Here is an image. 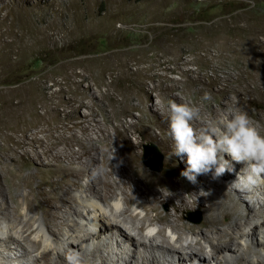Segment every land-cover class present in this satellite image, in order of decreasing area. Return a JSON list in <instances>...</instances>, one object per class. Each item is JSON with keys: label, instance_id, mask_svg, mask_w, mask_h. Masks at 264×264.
Segmentation results:
<instances>
[{"label": "bare ground", "instance_id": "obj_1", "mask_svg": "<svg viewBox=\"0 0 264 264\" xmlns=\"http://www.w3.org/2000/svg\"><path fill=\"white\" fill-rule=\"evenodd\" d=\"M201 47L229 60L233 71L223 78L237 81L228 89L233 96L208 89L200 73L190 79L192 92L171 79L170 88L181 94L172 95L174 103L160 97L148 105V92L140 91L124 109L139 112L122 125L135 135L127 152L116 126L112 136L95 125L99 134L87 132L76 150L49 135L0 138V264H264V118L240 104L241 93L264 101V40L213 38ZM146 140L161 146L175 174L182 148L189 175L165 180L143 167ZM15 144L42 150L17 153ZM154 146L144 147L158 154ZM35 157L36 174L24 173ZM55 163L65 173L52 183L43 167ZM163 203L171 210L160 209ZM194 207L202 209V221L180 222Z\"/></svg>", "mask_w": 264, "mask_h": 264}, {"label": "rangeland", "instance_id": "obj_2", "mask_svg": "<svg viewBox=\"0 0 264 264\" xmlns=\"http://www.w3.org/2000/svg\"><path fill=\"white\" fill-rule=\"evenodd\" d=\"M250 36L264 40V0H0V138L49 135L76 150L77 139L87 132L99 134L95 125L105 126L112 136L116 126L127 152L135 135L125 133L122 125L139 112L127 115L124 109L138 101L140 91L148 92V105L160 97L174 103L172 95L181 94L170 88L171 79L182 80L185 91L192 92L190 79L200 73L208 89L232 97L228 89L237 81L223 78L226 70L233 71L229 60L213 57V48L206 51L201 43ZM204 92L214 105L209 91ZM253 98L241 93L240 104L263 120L264 101ZM149 142L159 154L144 147ZM14 147L17 153L22 147L42 150L38 144ZM189 152L198 153L194 147ZM183 153L180 148L175 174L161 146L146 140L139 162L165 180L177 179L190 173L191 160L184 161ZM37 160L26 162L23 172L36 174ZM117 160L111 164L117 167ZM43 168V178L52 183L65 173L57 163ZM41 188L50 189L46 183ZM195 208L180 222L200 223L202 209Z\"/></svg>", "mask_w": 264, "mask_h": 264}, {"label": "water", "instance_id": "obj_3", "mask_svg": "<svg viewBox=\"0 0 264 264\" xmlns=\"http://www.w3.org/2000/svg\"><path fill=\"white\" fill-rule=\"evenodd\" d=\"M156 152L158 153L157 149H156V146H154ZM159 154V153H158ZM194 222H197L198 221V218L196 220H194L193 218H191Z\"/></svg>", "mask_w": 264, "mask_h": 264}]
</instances>
